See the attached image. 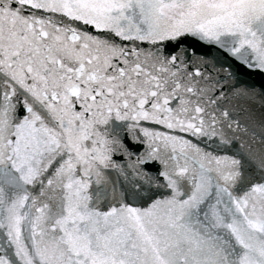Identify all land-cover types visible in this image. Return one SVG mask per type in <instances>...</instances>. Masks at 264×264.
Instances as JSON below:
<instances>
[{
  "label": "snow or ice",
  "instance_id": "1",
  "mask_svg": "<svg viewBox=\"0 0 264 264\" xmlns=\"http://www.w3.org/2000/svg\"><path fill=\"white\" fill-rule=\"evenodd\" d=\"M0 264H264V0H0Z\"/></svg>",
  "mask_w": 264,
  "mask_h": 264
}]
</instances>
